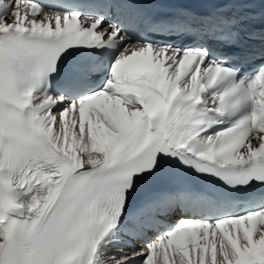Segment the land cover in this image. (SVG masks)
Wrapping results in <instances>:
<instances>
[{
  "label": "snow or ice",
  "instance_id": "obj_1",
  "mask_svg": "<svg viewBox=\"0 0 264 264\" xmlns=\"http://www.w3.org/2000/svg\"><path fill=\"white\" fill-rule=\"evenodd\" d=\"M166 7L0 0V264H264V0Z\"/></svg>",
  "mask_w": 264,
  "mask_h": 264
}]
</instances>
